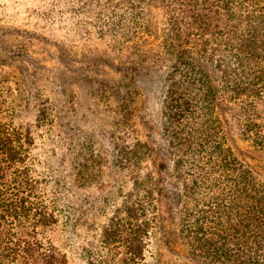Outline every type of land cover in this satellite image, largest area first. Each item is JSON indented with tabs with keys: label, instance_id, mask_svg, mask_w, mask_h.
Masks as SVG:
<instances>
[{
	"label": "trees",
	"instance_id": "16d2710c",
	"mask_svg": "<svg viewBox=\"0 0 264 264\" xmlns=\"http://www.w3.org/2000/svg\"><path fill=\"white\" fill-rule=\"evenodd\" d=\"M31 1L0 0V264H264V0H37L53 40Z\"/></svg>",
	"mask_w": 264,
	"mask_h": 264
},
{
	"label": "rangeland",
	"instance_id": "374dc122",
	"mask_svg": "<svg viewBox=\"0 0 264 264\" xmlns=\"http://www.w3.org/2000/svg\"><path fill=\"white\" fill-rule=\"evenodd\" d=\"M19 1L23 2L24 0H19ZM36 1L37 0H32L31 2H29L28 4L30 6L26 7V9L23 10L19 14L18 18L22 22L29 21L30 25L33 26L32 28H34V27L37 28V31L40 32V34H44V36H46L50 40L62 39L61 37H57L58 36V32L60 30H62V29L58 30V28H55V25L52 24L53 19H54V21H56L57 20L56 17L61 14L60 11L57 10L56 8H54V9H51L49 11L48 10L44 11V10L41 9V12L39 11V9L38 10L36 9L35 12H34V7L37 6V2ZM1 16L2 17L0 18V21L3 22V23L9 18L7 13L5 15L3 12H1ZM14 21H16L15 17H13V22ZM50 23H51V25H49ZM98 113H100L99 117L103 119L102 112L100 110H98Z\"/></svg>",
	"mask_w": 264,
	"mask_h": 264
}]
</instances>
